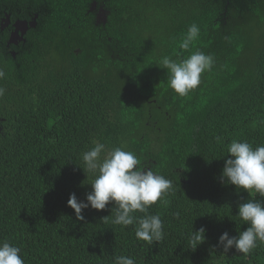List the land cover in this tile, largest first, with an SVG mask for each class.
<instances>
[{
    "label": "trees",
    "instance_id": "trees-1",
    "mask_svg": "<svg viewBox=\"0 0 264 264\" xmlns=\"http://www.w3.org/2000/svg\"><path fill=\"white\" fill-rule=\"evenodd\" d=\"M2 1L9 12L16 9L11 3L33 1L34 13L50 19L42 24L49 44L37 46L28 74L7 73L2 79L19 87L0 98L8 108L0 134V243L19 247L25 264H115L121 255L135 264H264V244L247 256L219 246L224 232L237 237L249 227L238 217L239 204L260 199L221 182V174L228 143L264 145V0H160L163 10L156 0L143 5V16L152 8L163 17L168 35L149 41L158 47L146 54L139 52L144 41L133 44L132 66L117 65L111 84L61 69L63 63H77L63 60L58 38L75 24L73 0ZM134 1L118 0L121 18L134 14ZM115 24L122 49L133 36L124 21ZM192 24L200 36L184 52L177 45ZM197 50L212 55L215 65L185 98L167 86L166 69L145 65L159 64L164 56L184 59ZM132 82L139 85L137 94L160 97L158 104L131 101L135 95L123 87ZM113 91L109 101L107 92ZM93 140L108 150L123 146L145 169L173 182L174 190L149 209L161 217L163 240L148 244L136 238V225H115L114 203L103 211L89 207L84 220L76 218L68 200L74 193L86 202L92 191L95 177L81 167ZM201 227L206 239L193 251L189 233Z\"/></svg>",
    "mask_w": 264,
    "mask_h": 264
},
{
    "label": "clouds",
    "instance_id": "clouds-1",
    "mask_svg": "<svg viewBox=\"0 0 264 264\" xmlns=\"http://www.w3.org/2000/svg\"><path fill=\"white\" fill-rule=\"evenodd\" d=\"M200 28L192 24L178 43V48L189 51L199 39ZM177 57L180 53H176ZM215 58L202 51L192 52L187 58L174 60L164 56L159 67L168 73L167 86L181 98L188 97L201 84L205 72H211ZM5 71L0 68V80L5 78ZM5 89L0 87V98ZM93 147L82 153L83 170L95 178L91 182L92 191L86 196V202L79 201L73 193L68 206L72 208L78 220H84L83 212L89 207L103 211L110 203L115 204L113 212L115 225L135 226L138 240L152 244L164 238L163 222L159 214H149V209L162 201L174 190L173 182L153 169H145L139 158L123 146L108 150L98 140L92 141ZM227 157L221 174V182L234 185L238 191L249 195L257 193L260 199H249L238 206V217L249 227L231 237L224 232L219 238V246L227 253L231 249L249 255L253 249L264 244V145L253 147L247 141L233 140L226 145ZM88 178V177H87ZM143 213L141 217L135 214ZM177 218L180 214L176 213ZM107 219V218H106ZM206 229L189 233V248L195 251L206 239ZM21 249L8 242L0 243V264H25L21 257ZM115 264H135L128 256L115 257Z\"/></svg>",
    "mask_w": 264,
    "mask_h": 264
},
{
    "label": "flooded vegetation",
    "instance_id": "flooded-vegetation-1",
    "mask_svg": "<svg viewBox=\"0 0 264 264\" xmlns=\"http://www.w3.org/2000/svg\"><path fill=\"white\" fill-rule=\"evenodd\" d=\"M76 5L74 14H71L75 24H70L58 37L62 47L63 60H72L77 63H63L61 69L74 68L76 76L93 78L98 82L109 83L114 79L113 74L116 72V66L121 69L122 66H132L135 57L132 51L137 50L132 45L139 41L145 44L140 45L141 54L151 51L152 46L158 47L155 41L157 37L168 35L169 27H165L162 16L155 15L157 12L150 8L148 11L151 15L143 16L141 7L145 4H155L153 0H136L133 2L134 14L121 18L120 6L118 0H73ZM160 10H163V1L156 0ZM5 3L0 2V68L7 73H19V75L28 74L30 61H35L33 53L37 46L49 44L48 38L42 33V24L49 21V15L34 13V2L27 1L11 3L15 10L10 12L5 10ZM156 5V4H155ZM18 7V8H17ZM144 7V6H143ZM158 14V13H157ZM34 15V16H32ZM156 16V17H155ZM68 15L66 16V18ZM116 21L120 24L124 21V29H128L131 40L126 43L122 49L118 48L116 38ZM126 32V33H127ZM125 33V34H126ZM58 40V41H59ZM148 42V43H147ZM40 48V46H39ZM161 50V48H159ZM157 48L153 51L155 52ZM152 52V53H153ZM158 58V55L155 56ZM129 63V64H128ZM151 70L160 69L159 64H145ZM61 66V65H60ZM145 66H140V70H145ZM132 71L133 68H130ZM137 71V70H136ZM32 71L30 70V74ZM77 77L78 79H81ZM82 80V79H81ZM0 87L5 91H12L13 87L18 91V84L13 85L11 82L2 84ZM111 84V83H109ZM126 83L123 92L132 93L135 96L129 98L131 101H145L150 107L156 106L160 97L153 96L149 92L148 96L137 94L139 85L137 82ZM149 89V88H147ZM15 92V91H14ZM115 92L108 93V100L115 99ZM8 108H3L0 103V134L5 133L8 121ZM153 112V111H151ZM153 114V113H152ZM160 115V114H156ZM152 117V115H151ZM150 168H146L148 170Z\"/></svg>",
    "mask_w": 264,
    "mask_h": 264
}]
</instances>
